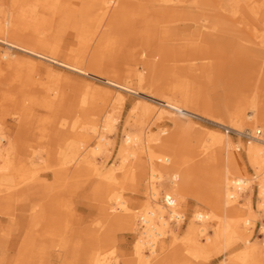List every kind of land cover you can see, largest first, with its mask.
I'll use <instances>...</instances> for the list:
<instances>
[{
	"label": "rangeland",
	"instance_id": "1",
	"mask_svg": "<svg viewBox=\"0 0 264 264\" xmlns=\"http://www.w3.org/2000/svg\"><path fill=\"white\" fill-rule=\"evenodd\" d=\"M0 63V264H142L149 168L177 205L144 264H264V0H0Z\"/></svg>",
	"mask_w": 264,
	"mask_h": 264
},
{
	"label": "bare ground",
	"instance_id": "2",
	"mask_svg": "<svg viewBox=\"0 0 264 264\" xmlns=\"http://www.w3.org/2000/svg\"><path fill=\"white\" fill-rule=\"evenodd\" d=\"M106 7H108L107 4H106ZM8 23L9 22L6 21V24H8ZM7 56H8L7 52H4L2 54V58H4V59H6ZM6 66H7L6 69L11 68L10 63H7ZM0 69H3L1 66V63H0ZM183 112L188 113L189 111L183 110ZM262 116L263 115H261L260 117H262ZM238 118L242 119V115L238 114L237 119ZM252 118H253V114H251L250 116H247V119H252ZM236 126L238 127V129H235V130L241 134L242 133L240 130L241 125L237 124ZM103 128L107 129L108 125L107 124L104 125ZM258 128L259 127L251 128V129H248L247 132H245V133L249 134L247 138H251V140H252V142H249L247 144L245 151H246V154H247L251 164H253L254 169L258 172L259 175H262V177L260 178V181H258L259 182L258 183V188H259V191H258L259 194L258 195L260 196V206L262 208H264V163H263L264 141L260 140L259 137L256 136V130ZM259 129H261V128H259ZM93 130L95 132L96 128L94 127ZM221 136L222 135L219 133L217 135H212L211 140L214 143H219V142H221ZM0 139H1V135H0ZM131 141H132L131 137L127 136L125 138V142L128 144H130ZM99 149L100 148H99L98 144L93 145L91 147V151L93 153L99 151ZM0 155H2L1 151H0ZM125 159L126 158H122V160H125ZM0 169H2V168L0 167ZM161 180H162V176L160 174H158L155 170H153L151 168L148 169L147 189H148V199L149 200L147 201L143 211L140 214H137V216L136 215L133 216V218L131 220V224L134 225V218L138 217V219H139L138 221L140 222L141 227H142L141 237L135 238L136 241L134 243V253L136 255V261H138L142 264H144L148 260H150L149 256H147L145 254V252L143 251L144 248H147L149 254L153 255V253L155 252L156 242L159 239L163 238L164 234L166 233L167 229L169 228L168 220L165 219L164 214L167 213L168 218L170 220V218L174 216L176 205H177L176 199L171 198V197L166 196L165 201H162V202H159L157 200L158 190H157L156 184H157V182H160ZM225 180H226V178H225ZM227 181H228V179L224 183L225 184V186H224V188H225L224 189V191H225L224 192L225 204H228L229 202L231 203L233 200H235V198L238 197L237 189L234 190L236 186L240 187L241 185H247L250 182L248 179H241V178H239L237 180L230 179V181H229L230 185H228L229 183H227ZM116 203H117L118 207H120L121 209L126 208L125 202L123 200L117 201ZM193 217H196L199 219L198 220L191 219L189 222L188 238H187L188 243L187 244L189 245V247H192V246L196 247V245L202 246L203 244L200 241V237L205 234V227L203 226L204 224H203L202 220L206 219L207 216L202 215L199 217V215H193ZM175 218L177 219V221H178V218L183 219L182 216H177ZM139 222H137V223H139ZM235 227L236 226L232 223V221H227L225 223V226L223 227V232H224V236L226 237L227 240H230L233 238L232 234L235 232ZM159 243H160V241H159ZM245 243H246V244H244V245H246L245 247L248 249V251L249 250L251 251L252 247L248 246V241H245ZM194 247H192V248H194ZM195 250H197V249H195ZM90 259L91 260H90V262H88V264L89 263L90 264H106L104 261L101 260V258L98 255H96V256L92 255L90 257Z\"/></svg>",
	"mask_w": 264,
	"mask_h": 264
},
{
	"label": "built area",
	"instance_id": "3",
	"mask_svg": "<svg viewBox=\"0 0 264 264\" xmlns=\"http://www.w3.org/2000/svg\"><path fill=\"white\" fill-rule=\"evenodd\" d=\"M243 135H245L246 137H248L249 134L244 133ZM256 136L259 137L260 140L264 141V131L262 129H257L256 130Z\"/></svg>",
	"mask_w": 264,
	"mask_h": 264
}]
</instances>
